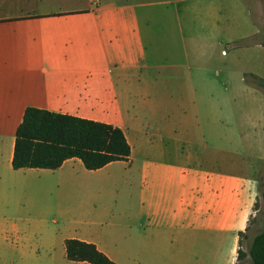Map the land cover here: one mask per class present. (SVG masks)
<instances>
[{
	"label": "crops",
	"instance_id": "obj_1",
	"mask_svg": "<svg viewBox=\"0 0 264 264\" xmlns=\"http://www.w3.org/2000/svg\"><path fill=\"white\" fill-rule=\"evenodd\" d=\"M210 2L0 0V257L56 264L75 238L114 261L110 237L125 264H239L259 166L205 64L214 37L235 41ZM28 107L120 127L131 155L95 170L77 157L15 169ZM63 191L79 225L69 235L59 228Z\"/></svg>",
	"mask_w": 264,
	"mask_h": 264
},
{
	"label": "rangeland",
	"instance_id": "obj_2",
	"mask_svg": "<svg viewBox=\"0 0 264 264\" xmlns=\"http://www.w3.org/2000/svg\"><path fill=\"white\" fill-rule=\"evenodd\" d=\"M206 1L207 3L210 2V0ZM210 3L220 8L222 24L229 26L231 23L234 31L232 37H235V41H219L218 37H214L213 43L206 50L205 64L207 67L213 68V74L217 75L222 83H225L223 90L226 86V94L221 96L223 106L231 105L236 109V114L232 115V120L236 121H232V125L234 123L237 125L238 139L243 140L242 142L245 144L254 143L252 147L254 153L246 160L253 162L256 170L259 166L261 193L258 199V211L253 215L250 232L243 243L248 253L249 245L255 236L264 230V202L262 197L264 191V158L262 160L259 158L260 153L264 155V79L247 74L246 81L244 74L258 72L264 76V48L258 49L251 45L258 39L264 40V0H215V2ZM256 30L259 33L251 36V32ZM194 58L197 56L191 55V63ZM250 82L259 89L251 86ZM227 95H231L232 99H228ZM241 148L244 149L243 146ZM249 148L245 145V149L249 150ZM73 213L72 208H70L69 194L63 191L62 217L59 221V228L63 235L71 234L79 226L75 223ZM104 227L107 228L106 225ZM106 243L108 248L114 252V261L117 264H125L124 257L119 255L117 251L116 243L112 242L110 237H106ZM0 250L3 249L0 248ZM3 254L7 255L0 257V264H52L51 258L48 257H21L19 254L9 252H3ZM53 260L56 264H87L68 260L64 249L57 253ZM239 264L254 263L248 255L240 258Z\"/></svg>",
	"mask_w": 264,
	"mask_h": 264
},
{
	"label": "trees",
	"instance_id": "obj_3",
	"mask_svg": "<svg viewBox=\"0 0 264 264\" xmlns=\"http://www.w3.org/2000/svg\"><path fill=\"white\" fill-rule=\"evenodd\" d=\"M125 132L109 123L28 107L16 133L13 158L15 169L59 168L69 158H80L86 168L95 170L131 155ZM264 202V191L262 193ZM258 202L255 204L257 208ZM67 257L91 264H116L96 244L68 239ZM250 255L254 264H264V230L239 250V259Z\"/></svg>",
	"mask_w": 264,
	"mask_h": 264
},
{
	"label": "built area",
	"instance_id": "obj_4",
	"mask_svg": "<svg viewBox=\"0 0 264 264\" xmlns=\"http://www.w3.org/2000/svg\"><path fill=\"white\" fill-rule=\"evenodd\" d=\"M101 0H91L94 4H99Z\"/></svg>",
	"mask_w": 264,
	"mask_h": 264
}]
</instances>
